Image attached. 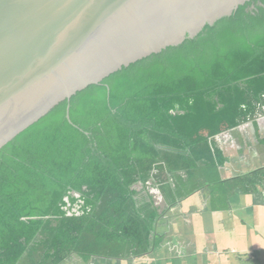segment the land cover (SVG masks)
I'll use <instances>...</instances> for the list:
<instances>
[{"label": "trees", "instance_id": "1", "mask_svg": "<svg viewBox=\"0 0 264 264\" xmlns=\"http://www.w3.org/2000/svg\"><path fill=\"white\" fill-rule=\"evenodd\" d=\"M263 108L264 0H250L0 150V264L145 255L150 217L135 188H193L214 169V138Z\"/></svg>", "mask_w": 264, "mask_h": 264}, {"label": "water", "instance_id": "2", "mask_svg": "<svg viewBox=\"0 0 264 264\" xmlns=\"http://www.w3.org/2000/svg\"><path fill=\"white\" fill-rule=\"evenodd\" d=\"M248 1L0 0V150L80 91Z\"/></svg>", "mask_w": 264, "mask_h": 264}, {"label": "crops", "instance_id": "3", "mask_svg": "<svg viewBox=\"0 0 264 264\" xmlns=\"http://www.w3.org/2000/svg\"><path fill=\"white\" fill-rule=\"evenodd\" d=\"M213 144L215 166L204 174L216 173L215 188H135L141 212L150 217L148 252L125 262L264 264V108Z\"/></svg>", "mask_w": 264, "mask_h": 264}, {"label": "rangeland", "instance_id": "4", "mask_svg": "<svg viewBox=\"0 0 264 264\" xmlns=\"http://www.w3.org/2000/svg\"><path fill=\"white\" fill-rule=\"evenodd\" d=\"M211 176L209 177V178H203V177H201L199 174L195 177V179L193 180V188H215V184H214V182H215V177H216V173L215 172H213V173H211L210 174ZM241 183H244V179L242 180V182ZM111 258H106L105 260V262H106V264H112L113 263V259H111ZM72 262H70V263H72V264H84L83 262H81L82 261V259L80 258V257H78V256H76V258H74V259H72L71 260ZM74 261H76V262H74ZM122 261V264H130L129 262H125V261H128V260H121ZM69 262L67 263V264H69ZM113 264H115V263H113ZM135 264H148L147 262H141L140 261V259H137L136 261H135Z\"/></svg>", "mask_w": 264, "mask_h": 264}]
</instances>
